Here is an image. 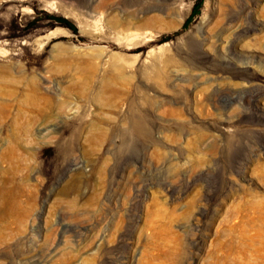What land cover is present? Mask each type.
Instances as JSON below:
<instances>
[{
	"label": "rangeland",
	"instance_id": "1",
	"mask_svg": "<svg viewBox=\"0 0 264 264\" xmlns=\"http://www.w3.org/2000/svg\"><path fill=\"white\" fill-rule=\"evenodd\" d=\"M0 264H264V0H0Z\"/></svg>",
	"mask_w": 264,
	"mask_h": 264
}]
</instances>
